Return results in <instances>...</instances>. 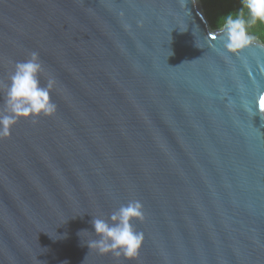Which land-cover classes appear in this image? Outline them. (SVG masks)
Returning <instances> with one entry per match:
<instances>
[{"label":"water","instance_id":"water-1","mask_svg":"<svg viewBox=\"0 0 264 264\" xmlns=\"http://www.w3.org/2000/svg\"><path fill=\"white\" fill-rule=\"evenodd\" d=\"M31 52L56 111L0 138V264H264L258 38L225 50L199 0H0V82ZM130 200L138 259L88 248Z\"/></svg>","mask_w":264,"mask_h":264},{"label":"clouds","instance_id":"clouds-1","mask_svg":"<svg viewBox=\"0 0 264 264\" xmlns=\"http://www.w3.org/2000/svg\"><path fill=\"white\" fill-rule=\"evenodd\" d=\"M240 3L238 10L218 20L219 40L227 51L252 45L257 40L253 29L258 25L264 28V0H240ZM43 71L39 54L31 52L27 59L13 62L7 83L0 82V138L10 136L11 127L20 118H30L36 122L38 117L52 115L56 111V104L51 100V91L56 81L48 78L42 84ZM261 107L264 108V102H261ZM91 217L92 233L96 238L87 242L88 248L100 255L111 254L117 262L121 258L138 259L144 235L135 228L132 221L144 219L143 206L139 200L121 204L107 218Z\"/></svg>","mask_w":264,"mask_h":264},{"label":"trees","instance_id":"trees-1","mask_svg":"<svg viewBox=\"0 0 264 264\" xmlns=\"http://www.w3.org/2000/svg\"><path fill=\"white\" fill-rule=\"evenodd\" d=\"M204 16L212 29H218V20L221 16L238 10L240 0H199ZM254 34L264 44V28L259 25L253 29Z\"/></svg>","mask_w":264,"mask_h":264},{"label":"snow or ice","instance_id":"snow-or-ice-1","mask_svg":"<svg viewBox=\"0 0 264 264\" xmlns=\"http://www.w3.org/2000/svg\"><path fill=\"white\" fill-rule=\"evenodd\" d=\"M261 102H264V97H261Z\"/></svg>","mask_w":264,"mask_h":264}]
</instances>
